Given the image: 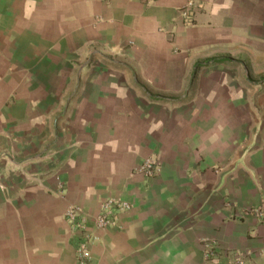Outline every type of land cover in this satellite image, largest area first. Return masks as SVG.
<instances>
[{"label":"crops","instance_id":"obj_1","mask_svg":"<svg viewBox=\"0 0 264 264\" xmlns=\"http://www.w3.org/2000/svg\"><path fill=\"white\" fill-rule=\"evenodd\" d=\"M258 209L264 0H0V264H264Z\"/></svg>","mask_w":264,"mask_h":264},{"label":"built area","instance_id":"obj_2","mask_svg":"<svg viewBox=\"0 0 264 264\" xmlns=\"http://www.w3.org/2000/svg\"><path fill=\"white\" fill-rule=\"evenodd\" d=\"M182 16L184 19H186V22H191L190 16L187 13L186 10L182 11ZM129 209V205L126 202H123L119 200L116 197H108L100 201L99 206H98V211L96 214L93 216V219L95 221V225L99 229H105L111 224L114 223V212L115 210L117 212L124 211ZM81 212V208H73L70 207L67 211L68 216L73 219L74 216L76 217L75 221V226L77 228H80L83 230L84 226V219L79 216L78 213ZM256 216L259 217L262 221H264V214L261 209H258L256 211ZM79 219V221H78ZM91 237L88 238L90 240ZM93 238H91L92 240ZM79 253L85 256L86 252V245L85 244H80L79 246ZM207 258L210 260L211 264H218V259L217 255L210 249L208 252H206ZM248 255L247 251H234L232 252L229 260L225 263L222 264H247V259L246 256ZM220 263V262H219Z\"/></svg>","mask_w":264,"mask_h":264}]
</instances>
